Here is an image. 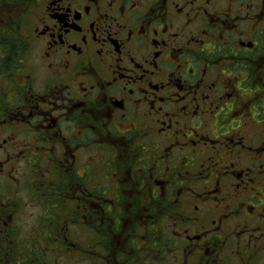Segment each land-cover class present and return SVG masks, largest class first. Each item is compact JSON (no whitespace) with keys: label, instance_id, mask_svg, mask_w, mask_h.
I'll return each instance as SVG.
<instances>
[{"label":"flooded vegetation","instance_id":"1","mask_svg":"<svg viewBox=\"0 0 264 264\" xmlns=\"http://www.w3.org/2000/svg\"><path fill=\"white\" fill-rule=\"evenodd\" d=\"M93 247L264 264V0H0V264Z\"/></svg>","mask_w":264,"mask_h":264},{"label":"rangeland","instance_id":"2","mask_svg":"<svg viewBox=\"0 0 264 264\" xmlns=\"http://www.w3.org/2000/svg\"><path fill=\"white\" fill-rule=\"evenodd\" d=\"M17 202L19 203L17 205V208L20 213V219H19V226H21L19 229V237L25 241H28L30 233L33 231L34 225L38 223L36 220L41 215H46L47 212H43L42 209H40V206H37L36 203L31 202V198L29 197L28 191L25 188H22V190H19V194L16 197ZM97 247H93L92 250L86 249L84 253L88 258H92L95 255V250ZM20 250V249H18ZM78 253V252H77ZM74 256V260L70 261L69 257L70 255L66 254L63 258H59V254L56 256L54 255L53 264H87L84 263V261H80V263H75L79 260L80 255L77 254Z\"/></svg>","mask_w":264,"mask_h":264},{"label":"trees","instance_id":"3","mask_svg":"<svg viewBox=\"0 0 264 264\" xmlns=\"http://www.w3.org/2000/svg\"><path fill=\"white\" fill-rule=\"evenodd\" d=\"M50 214H51V222H53V224H54V226L52 228V237H53V244H54V243H56V241H55V238L56 237H59L60 240H63L66 237L65 236V233L63 231L60 233V235L58 234V236H57V234L56 235L54 234L55 233V227H56V225H58V228H59V226L64 222V220H65V213H64L63 210L55 208V210H53L52 212H50ZM53 234L55 235V237H54ZM12 238H13V236H12ZM12 241H13V243H15V241L18 242V243H21V242H31V239H30V236H29L28 241H25V240H23V239H21L19 237V233H18L17 236H15ZM25 246H26V244L24 243L23 244V247H25ZM35 251L37 252L38 255L42 256L41 253H40V251H38V250H35ZM76 252H80V257H82V250H80V251L77 250ZM27 257H32V256H26V258ZM81 261H84V259H81Z\"/></svg>","mask_w":264,"mask_h":264}]
</instances>
